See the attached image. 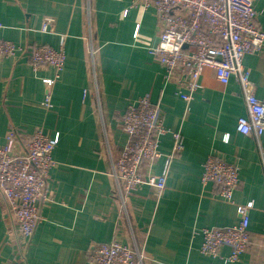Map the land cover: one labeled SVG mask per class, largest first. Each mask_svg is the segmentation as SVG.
Returning a JSON list of instances; mask_svg holds the SVG:
<instances>
[{"label": "crops", "instance_id": "crops-1", "mask_svg": "<svg viewBox=\"0 0 264 264\" xmlns=\"http://www.w3.org/2000/svg\"><path fill=\"white\" fill-rule=\"evenodd\" d=\"M131 5L132 0H0V38L31 48L59 47L66 36V62L52 110L43 106L52 66L35 70L26 56L0 60L1 142L11 128L19 134L18 152L40 127L59 137L53 151L57 165L30 240L19 235L1 194L0 264H92V243L114 240L139 249L144 264H264V135L237 129L238 118L246 114L238 82L232 78L223 84L208 67L200 79L203 88L185 101L149 53L161 32L154 8ZM254 5L255 22L264 31V0ZM89 40L98 48L96 72ZM245 64L257 96L264 98V48L246 54ZM147 93L160 102L170 129L161 136V151L172 149L174 131L181 133L184 149L172 161L164 193L157 197L151 187L140 186L126 198L124 209L113 176L127 141L121 119L129 102ZM210 154L239 167L233 202L221 199L215 184L201 180ZM163 167L161 159L153 172ZM250 201L251 238L240 259L203 254L201 228L237 223V205ZM230 251L223 246V255Z\"/></svg>", "mask_w": 264, "mask_h": 264}, {"label": "built area", "instance_id": "built-area-1", "mask_svg": "<svg viewBox=\"0 0 264 264\" xmlns=\"http://www.w3.org/2000/svg\"><path fill=\"white\" fill-rule=\"evenodd\" d=\"M254 3L255 0H132L131 7L154 8L161 32L158 43L149 48V53L165 69L167 80L176 84L179 96L190 102L195 92L203 88L200 79L208 67L215 70L223 84L235 78L246 105V114L238 118L237 129L259 138L264 135V98L257 96L245 64L246 54L260 53L264 48V31L255 22ZM125 14H130L129 9ZM65 38L61 37L59 47L46 44L31 48L0 38V60L26 56L35 70L45 65L54 68V76L47 79L43 101L46 110L55 107V85L66 62ZM97 51L89 40L88 52L94 72ZM121 128L127 141L120 149L113 176L125 209L126 198L140 186L151 187L157 197L164 193L172 161L181 154L184 143L179 131L171 132L172 149L169 153L161 151V136L170 129L164 123L160 102H153L148 93L129 102ZM18 136L11 128L5 141L0 140V197L1 194L5 197L19 235L30 240L40 219L39 204L45 198L51 169L57 165L53 151L59 137H51L40 127L26 136L24 151L18 152ZM161 159L164 160L162 172L154 173ZM201 180L204 184H215L217 195L233 202L234 191L241 181L239 167L235 162L210 154ZM253 208L252 201L238 204L237 223L201 228V252L229 261L240 259L250 243ZM223 246L230 248L228 256L222 254ZM88 259L92 264H144L145 256L139 249L114 240L92 243Z\"/></svg>", "mask_w": 264, "mask_h": 264}]
</instances>
